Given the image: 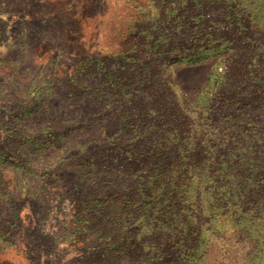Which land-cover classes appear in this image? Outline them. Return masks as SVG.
Wrapping results in <instances>:
<instances>
[{
	"label": "trees",
	"instance_id": "trees-1",
	"mask_svg": "<svg viewBox=\"0 0 264 264\" xmlns=\"http://www.w3.org/2000/svg\"><path fill=\"white\" fill-rule=\"evenodd\" d=\"M31 1L3 0L14 8ZM136 5L143 48L74 69L64 77L74 109L51 114L70 123L63 136L80 145L71 158L84 201L73 219L87 217L90 262L221 264L227 240L242 237L247 245L233 264H264V0ZM212 53L213 71L189 101L167 68ZM58 139L47 143L54 152ZM2 160L18 163L1 149Z\"/></svg>",
	"mask_w": 264,
	"mask_h": 264
},
{
	"label": "rangeland",
	"instance_id": "rangeland-1",
	"mask_svg": "<svg viewBox=\"0 0 264 264\" xmlns=\"http://www.w3.org/2000/svg\"><path fill=\"white\" fill-rule=\"evenodd\" d=\"M141 2L147 0H32V5L14 8L0 0V150L18 159L0 163V264H92L89 256L96 244L88 248L84 242L87 217L79 216V221L73 216L84 201L83 181L74 170L78 158H71L80 145L63 136L70 123L53 120L51 114L64 116L74 109L76 92L64 80L74 69L97 63L88 59L103 53L128 58L122 54L128 48H143L138 45L143 22L136 5ZM215 62L212 53L196 63H175L166 73L192 101ZM32 81L36 88H27ZM56 135L59 152L47 146ZM70 146L75 149L65 160ZM21 159L29 160V167L22 168ZM75 239L79 248L71 246ZM227 243L232 247L221 264L239 260L247 245L242 237Z\"/></svg>",
	"mask_w": 264,
	"mask_h": 264
}]
</instances>
